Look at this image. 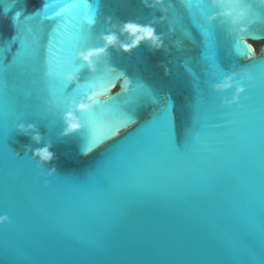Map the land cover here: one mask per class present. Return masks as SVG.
<instances>
[{
  "label": "water",
  "instance_id": "95a60500",
  "mask_svg": "<svg viewBox=\"0 0 264 264\" xmlns=\"http://www.w3.org/2000/svg\"><path fill=\"white\" fill-rule=\"evenodd\" d=\"M62 2L74 5L63 9L62 17L45 21V16L57 15L50 6L25 22L24 16L40 7L41 0L27 4L0 0V132L5 126L11 132L16 100L32 111L42 105L46 85L35 50L40 41L41 51H46L48 33L55 25L54 50L66 49L80 27L90 29L103 46V36H114L115 43L94 58L102 62L94 84L104 90L103 68L108 65L117 70L107 78L109 87L132 88L129 99L144 95L145 86L160 99L167 98L178 142L192 127L194 98L200 108V84L207 74L205 50L210 55L216 51L218 63L225 71L235 69L236 79L248 75L253 100L241 112L214 123L204 116L203 144L188 161L166 160L149 177L147 190L105 204L73 193L67 183L68 175H80L104 160L100 152L83 155L79 133L58 139L57 125L49 129L36 125L43 137L37 145L12 131L8 146L0 143V201L7 197L15 205L13 223L0 229V264H264V52L256 53L251 45L264 38L246 35L264 31V2L246 0L250 7L243 15L218 16L213 23L238 20L247 27L218 24L212 38L202 24L206 9L197 0H163L154 7L142 0ZM17 12L21 13L19 23L29 30L22 33L20 43L13 44L9 38L15 29L9 21ZM90 18L94 24H88ZM125 24L151 27L163 36L162 47L156 51L141 42L131 52L121 51L122 45L135 39L123 31ZM237 39L248 49V56L237 55L233 47ZM73 76L82 83L79 74ZM62 100L63 91L57 89L54 102L60 107ZM151 111L148 106L139 108L136 118L143 123ZM111 116L112 107L102 106L92 122ZM136 126L121 130V135ZM164 126V117L154 126L161 149ZM45 143H51L56 156L53 164L61 174L48 190L39 187L26 159L17 157L24 154L26 145L35 149Z\"/></svg>",
  "mask_w": 264,
  "mask_h": 264
},
{
  "label": "snow or ice",
  "instance_id": "6c2138e0",
  "mask_svg": "<svg viewBox=\"0 0 264 264\" xmlns=\"http://www.w3.org/2000/svg\"><path fill=\"white\" fill-rule=\"evenodd\" d=\"M24 2L27 4L29 0H24ZM197 2L206 9L202 24L206 26V35L209 38L214 37L218 24L228 23L235 27H247V24H241L238 20L236 23H233V20H218L216 23L208 21L209 17L223 16V13L229 10L243 15L250 7L246 0H223V2L216 3L215 6H213L212 0H197ZM261 2H264V0H261ZM50 6L53 7L57 15L45 16V21L62 17L64 14L62 10L74 5L65 4L62 0H41L40 7L24 16L25 22L30 21ZM20 16L21 13L17 12L9 21L15 29V35L9 38L10 43L13 44L20 43L22 33L29 30L25 25L19 23ZM243 18L248 19L249 17L245 16ZM94 23V19L90 18L88 20L89 25ZM56 31L57 25L53 26L48 33L46 51H41L40 41L35 50V56L40 60L41 78L46 85V94L42 105L36 111H32L28 104L16 100L12 105L16 122L11 128V132L16 131V127L20 124L25 126L28 124L41 125L46 126L48 129L55 124L59 127V132L62 131L64 127L62 117L68 108L67 101L69 99L78 100L80 95L88 96L93 91L94 82L100 77L102 64L100 60H92L97 71L91 74L87 65L77 60L78 52L104 47L91 34L90 29L80 27L76 30L73 41L66 49L54 50L51 46V40ZM82 35H85L84 39H81ZM246 35L252 38H264V31L258 35L253 31H249ZM233 47L237 55H249L248 49L240 43L239 39L235 40ZM0 51H3L2 47H0ZM204 60L207 64V74L203 86L200 84V108L198 111L197 102L194 98L191 111L192 127L186 130L179 142L172 105L169 108L170 101L167 98L160 99L152 89L146 86L144 95L129 99L132 95V88H129L127 95L120 94L103 104H93L87 114H77L81 122H87L77 132L83 139L81 152L92 154L100 152L105 155L99 166H94L80 175H68L67 183L71 191L77 195L87 196L95 200L97 204H105L124 201L135 193L147 190L150 187L149 177L156 173L166 160L188 161L193 156L194 150L202 146L203 139L200 126L204 116L210 118V123H214L217 118L222 119L231 116L233 113L241 112L247 103L252 102L253 97L250 86L246 83L249 79L247 74L241 76L240 79H236L238 73L235 69L231 72L225 71L217 61L216 51L214 55H210L205 50ZM256 63L259 62L253 61L252 64ZM69 72L73 75H80L82 83L78 87H71V83L65 82L63 79ZM103 76L105 80L111 81L107 79L109 76ZM227 78L233 81L229 89L219 91L214 88ZM237 86H242L244 91L233 102L232 98L236 95L235 88ZM57 89L63 91V100L60 107L54 102ZM82 89H87V92L83 93ZM49 105L55 107H49ZM102 106L112 107L111 118L98 119L93 123L92 117ZM146 106L151 107L152 111L149 117L141 123L136 118L135 112L137 109ZM161 117L165 118L162 136L163 149H161L154 131L155 123L160 121ZM133 124H137V126L132 131L121 135V130ZM216 126L219 127L220 125L217 124ZM11 132L5 126L3 131L0 132V143L8 146ZM133 133H138V135L129 139ZM17 157L26 159L31 171L36 174L39 187L43 190L50 189L53 179L61 176L58 172L49 176L48 166L39 165L29 153L23 155L17 153ZM14 208V202L7 197L0 201V218H6V222L0 223V229L7 228L13 223L12 213Z\"/></svg>",
  "mask_w": 264,
  "mask_h": 264
},
{
  "label": "clouds",
  "instance_id": "9594fccd",
  "mask_svg": "<svg viewBox=\"0 0 264 264\" xmlns=\"http://www.w3.org/2000/svg\"><path fill=\"white\" fill-rule=\"evenodd\" d=\"M148 7H154L162 5L163 0H152V3L149 4L148 0H142ZM223 2V0H212L213 6L216 3ZM171 5H169V8ZM163 11V10H162ZM233 12L229 10L228 12L223 13V16H232ZM242 13H238L237 16H241ZM217 17L212 16L208 18L209 22H212ZM163 17L161 18V20ZM237 20H233V23H236ZM171 28L169 31L171 32ZM123 31L130 33L131 35L135 36V39L131 44H125L121 46V51L128 53L131 52L132 49L136 48L141 42H148L149 46L158 51L162 47L163 43V36L155 34L154 30L149 26H137L135 24H125L123 26ZM243 31V29H241ZM102 39L104 40V47L101 49L96 50H87L85 52H78L77 59L81 60L84 64L87 65L88 71L90 73H95L97 71L96 65L92 63V60L96 57L103 56L106 52V49L109 46H112L115 43V37L112 35L103 36ZM117 70L114 67H110L105 65L103 68V72L105 76H109L111 73L116 72ZM120 75H123L120 73ZM65 82L74 84L75 87L79 86L77 83L78 77H74L71 72H69L66 76L63 77ZM111 81H107L103 89L96 87L94 84L93 91L88 94V96L80 95L78 100L69 99L67 101V111L62 117L63 121V130L59 132L58 139H63L65 137L71 136L74 133L80 131L82 127H84L85 123L81 122L78 119L77 114H87L90 107L93 104H103L105 101H108L111 98L118 97L120 94L127 95L128 86L125 85L123 90L119 87H109ZM232 79L227 78L222 81L221 84L214 86L216 90L223 91L227 90L232 86ZM244 91L242 86H237L235 88L236 95L232 98V101L235 102L236 98ZM49 107H55L54 105H49ZM16 132L26 136L32 143L34 144H41L43 139L41 133L37 130L36 126L33 124H28L25 126L24 124H20L16 127ZM52 145L51 143H45L43 147L32 148L31 144L25 146L24 153H31V157L33 160H36L39 165H51L48 167V175H54L57 173V168L55 164H53V160L56 159L55 153L51 150ZM92 153H83L85 157L90 156ZM6 222V218H0V223Z\"/></svg>",
  "mask_w": 264,
  "mask_h": 264
},
{
  "label": "trees",
  "instance_id": "16d2710c",
  "mask_svg": "<svg viewBox=\"0 0 264 264\" xmlns=\"http://www.w3.org/2000/svg\"><path fill=\"white\" fill-rule=\"evenodd\" d=\"M252 47L254 48V51L258 54H261L262 52H264V45L260 46V47H257V46H254L252 43H251Z\"/></svg>",
  "mask_w": 264,
  "mask_h": 264
},
{
  "label": "rangeland",
  "instance_id": "374dc122",
  "mask_svg": "<svg viewBox=\"0 0 264 264\" xmlns=\"http://www.w3.org/2000/svg\"><path fill=\"white\" fill-rule=\"evenodd\" d=\"M252 44H253L254 46L260 47V46L264 45V42H257V43H253V42H252Z\"/></svg>",
  "mask_w": 264,
  "mask_h": 264
}]
</instances>
